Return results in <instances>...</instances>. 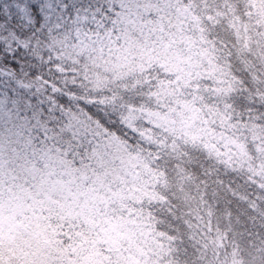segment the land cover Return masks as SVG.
<instances>
[{"label":"snow or ice","instance_id":"6c2138e0","mask_svg":"<svg viewBox=\"0 0 264 264\" xmlns=\"http://www.w3.org/2000/svg\"><path fill=\"white\" fill-rule=\"evenodd\" d=\"M0 264H264V0H0Z\"/></svg>","mask_w":264,"mask_h":264}]
</instances>
